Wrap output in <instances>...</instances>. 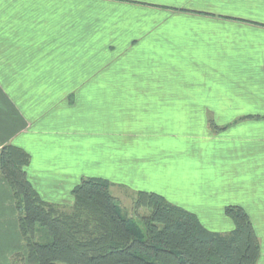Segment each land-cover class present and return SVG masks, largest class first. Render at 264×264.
Segmentation results:
<instances>
[{"label":"crops","instance_id":"obj_1","mask_svg":"<svg viewBox=\"0 0 264 264\" xmlns=\"http://www.w3.org/2000/svg\"><path fill=\"white\" fill-rule=\"evenodd\" d=\"M87 82L118 94L26 86ZM5 144L28 153L46 202L71 205L93 176L160 194L213 231L231 230L224 207L239 205L264 264V0H0ZM14 253L25 260L0 171V264Z\"/></svg>","mask_w":264,"mask_h":264},{"label":"trees","instance_id":"obj_2","mask_svg":"<svg viewBox=\"0 0 264 264\" xmlns=\"http://www.w3.org/2000/svg\"><path fill=\"white\" fill-rule=\"evenodd\" d=\"M30 157L22 148L0 149V171L10 186L26 247L12 264H256L260 242L247 212L226 205L233 228L204 227L197 216L164 196L138 190L133 214L122 212L102 177H83L72 188L73 203L42 200L26 176ZM142 209L146 213H141Z\"/></svg>","mask_w":264,"mask_h":264},{"label":"rangeland","instance_id":"obj_3","mask_svg":"<svg viewBox=\"0 0 264 264\" xmlns=\"http://www.w3.org/2000/svg\"><path fill=\"white\" fill-rule=\"evenodd\" d=\"M41 85L46 86V92L51 87H55V94H118L115 90L111 91L110 89H108V84H106L105 82H87L76 84H26L29 94H37V91L40 90L39 88L41 87ZM127 181L128 180H126L125 182H121L115 177L112 178V180L110 181L112 183V185L110 186V192L117 198L122 212L131 216L134 215L132 211L133 208L131 207L132 197L135 196V192L138 190L132 189L131 184H129V182ZM56 205L66 206L61 204ZM141 211V213H146L145 209H142ZM211 229L219 232L229 231V228L226 225L214 226Z\"/></svg>","mask_w":264,"mask_h":264}]
</instances>
